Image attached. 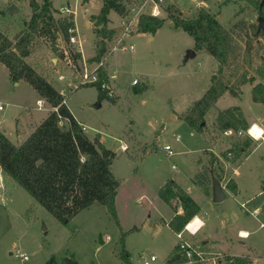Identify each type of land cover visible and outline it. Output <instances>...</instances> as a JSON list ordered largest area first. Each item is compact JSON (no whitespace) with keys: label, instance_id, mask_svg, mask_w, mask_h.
Masks as SVG:
<instances>
[{"label":"rangeland","instance_id":"1","mask_svg":"<svg viewBox=\"0 0 264 264\" xmlns=\"http://www.w3.org/2000/svg\"><path fill=\"white\" fill-rule=\"evenodd\" d=\"M38 1L42 3V0ZM202 1L198 4L195 0H169V4L179 8L184 17L194 16L203 7L216 15L239 40L241 71H247L248 77H255V81L244 84L247 93L241 98L229 91L232 95L228 92L226 99H219L205 116L204 131L199 132L187 122L185 114L210 87V72L216 69L217 60L202 50L186 61L188 50L195 48V41L188 32L174 28L167 12L161 15L166 19L165 24L155 34L134 35L137 29L130 27V37L125 34V26L115 25L122 20L117 12H112L115 27H108L114 28L115 34L106 40L105 56L108 58L103 67L107 70L109 65L117 95L113 90L116 103L104 99L102 104L96 86L80 87L83 85L80 84V73L83 74L86 68L83 54L87 58L96 55L101 26L97 24L95 14L101 11L103 1L54 0L56 19L73 18L75 23L74 13L59 8L66 5L75 11L82 59L72 67L57 56L47 39L38 36L26 60L58 89H65L70 110L87 126L90 138L99 135L108 148L117 152L112 168L121 181L116 197L121 226L100 203L82 210L68 223H61L26 189L10 176L0 173V264H46L53 258L57 264H62L67 253L75 255L78 264H126L123 250L128 252L131 264H145V261L170 264V257L174 255L170 235L166 229L158 230L153 213L151 220L147 214L149 208L152 212L158 207L166 213L174 211L171 202L172 206L162 207L163 203L156 197L162 181L174 176L199 201L200 216L206 221L204 229L195 237L197 240L194 238L195 246L202 245L204 232L219 242L212 243L214 247L208 251L214 252L209 254L223 252L226 246H230L232 252H239L245 241L246 247L252 244L256 248L257 264H264V142L238 165L240 174L235 178L240 184V194L229 190L226 199L217 203L206 195L202 186L191 180L195 159L200 166L214 167L221 173L226 171L227 179L232 178V167L237 162L226 161V158H232L237 152L233 150L234 155L228 152L231 149L228 137L215 146L219 155L202 151L208 147L209 140L222 138L216 117L221 111H217L218 108L223 109L231 102L243 104L251 121L264 125L259 120L264 117V105H255L251 96V86L264 84V36L257 30L262 15L249 0ZM11 4H16L19 12L6 14L5 10ZM31 16L29 0H0V31L10 38L25 27ZM249 41L251 46L247 48ZM131 44L134 49L112 50L115 46ZM246 51L249 55H245ZM53 57H57V61L52 60ZM87 63L90 72L97 62L87 59ZM231 72V68L225 69L224 74L228 76ZM134 78L139 79L137 85L132 83ZM235 81L233 79L232 83ZM143 85L146 89L138 92L137 88ZM243 86L236 91H242ZM33 92L34 88L26 82L19 87L13 86L7 68L0 64V103L6 107L2 113L14 109L12 105H6L10 100L36 105ZM99 102L101 106H98ZM233 132L230 135L236 136L231 141L233 145L250 138V150L261 143L249 135L239 136ZM177 135L181 136L180 140L176 139ZM126 139L130 142L124 151L122 143ZM165 144L173 147L174 155H168L163 149ZM213 155L217 160H213ZM141 196L144 197L141 199ZM254 211L258 215L255 216ZM197 219L189 224L191 229L199 224ZM135 225L141 230L126 232ZM244 229L250 236L242 232L240 235L239 231ZM169 234L173 236V243L179 242L176 235ZM186 236L192 237L188 233ZM17 251L27 254L28 259L16 257ZM152 255L157 257L156 261L151 260ZM224 258L217 256V262L211 264H226Z\"/></svg>","mask_w":264,"mask_h":264},{"label":"trees","instance_id":"2","mask_svg":"<svg viewBox=\"0 0 264 264\" xmlns=\"http://www.w3.org/2000/svg\"><path fill=\"white\" fill-rule=\"evenodd\" d=\"M103 6L97 14V24L101 26L100 40L97 42L96 55L90 62H99L106 55V40L115 34L114 28H109V13L114 10L119 14L126 13L123 0H102ZM264 17V0H249ZM32 16L25 27L17 32L13 39L0 31V62L9 69L13 83L27 81L50 105L53 110L20 145L15 144L0 129V170L10 176L20 186L26 189L40 204H42L58 221L68 223L82 210L95 203L105 205L109 213L121 226L116 207V197L121 184L114 174L112 164L116 152L108 148L97 135L91 139L82 125L75 118L68 105L67 97L58 90L49 79L33 67L26 58L32 51V45L38 36L47 39L52 50L59 58L66 59L60 39L69 43L68 29L75 26L73 18L56 19L53 13V0H29ZM4 13V11H1ZM168 18L175 29L188 32L195 41V50H205L219 63L218 71L212 76L210 87L186 112L185 119L199 132L205 129L206 114L216 105L220 97L227 91L236 92L241 86L255 81L248 77L247 71H241V46L233 33L227 29L206 8H200L194 16L184 17L182 11L174 4L166 7ZM166 19L151 15H141L138 21V33L155 34ZM264 36V25L257 28ZM76 66L82 59L81 52H73L67 47ZM245 55H249L248 51ZM66 61V60H65ZM232 69L227 76L225 69ZM98 81L86 83L80 87L96 86L98 98L116 103V99L108 95L102 88L104 82L109 83L106 68L98 69ZM236 80L232 83V81ZM146 86H139L142 92ZM254 101L264 103V84L258 83L252 89ZM217 123L222 131L248 130L250 125L239 106L221 110L217 115ZM249 145L248 142H246ZM240 154L241 146L234 144L228 151ZM225 158V157H224ZM228 159V158H226ZM213 160L217 158L213 155ZM212 162L214 163V161ZM208 167H203L198 174L197 183L206 185ZM219 177V176H218ZM221 179V177H220ZM229 186L233 187L231 184ZM161 198L170 203L179 194L184 203V214H177L171 222L176 230H182L200 211L199 204L174 181H168L159 192ZM122 257L126 264H131L129 255L123 250ZM170 263H181L183 257H170ZM247 260L240 257L228 258V264H246ZM46 264H57L55 258ZM62 264H78L75 255L67 253Z\"/></svg>","mask_w":264,"mask_h":264},{"label":"crops","instance_id":"3","mask_svg":"<svg viewBox=\"0 0 264 264\" xmlns=\"http://www.w3.org/2000/svg\"><path fill=\"white\" fill-rule=\"evenodd\" d=\"M103 6V5H102ZM53 7L54 8H57L54 6V0H53ZM62 11H67V12H72L74 13V17H75V26H76V14H75V11L73 12V10H70L69 7H67L66 5L65 6H62L61 8ZM20 10V8H19ZM114 10H112L108 17H109V23L108 25L110 27H115V25H122V22L120 21L119 24H115L113 25L112 24V19H111V15H112V12ZM116 13V11H114ZM97 15V14H95ZM117 15L120 16V19H121V15L118 13ZM87 22V20H86ZM132 29L133 30H136L138 28V21H134L133 24H132ZM76 29H77V26H76ZM78 31V30H77ZM139 34H151V33H137L136 31V34L134 33V35H139ZM133 35V36H134ZM129 37H130V34H129ZM153 39V37L151 38ZM195 50V48H193ZM49 51V49H48ZM52 51V50H51ZM196 51V55L198 54V52L202 51V50H195ZM83 53V51H82ZM31 54V53H30ZM95 55V53H94ZM94 55L92 56H89L88 58L87 57H84V54H83V59L84 60H89L90 58H92ZM52 60H55L57 61V57H53L51 58ZM1 65L5 66V64H3L2 62H0ZM218 61H217V64H216V69H214L212 71V73L210 72V76L212 78V76L216 73V71L218 70ZM109 67V65H108ZM107 67V71H108V75H109V78H110V83H109V86L114 90V92L116 93V89H115V86H114V83H113V80H112V77L109 73V69ZM7 68V67H6ZM8 70V73H9V80L11 81L12 85L13 86H21L23 82H26L28 83L27 81L25 80H20L18 82H15L13 83L12 80H11V77H10V72H9V69L7 68ZM196 77V75H195ZM135 79V78H134ZM29 84V83H28ZM190 85V84H189ZM32 86V85H31ZM251 86V85H249ZM33 87V86H32ZM56 87V86H55ZM246 87L247 85H244L243 88H242V91H236L234 92V95L241 98L243 95H245L247 93L246 91ZM57 88V87H56ZM58 89V88H57ZM252 89H253V86H251V96H252ZM60 90V89H58ZM35 92H33V95L36 97V105L32 103H29L27 101H7L6 105L9 104V105H12V110H10L9 112L7 113H2V111H4L6 109L5 105L3 103H0V105H3V109L0 110V129L17 145H20L22 144L32 133L33 131L42 123V121L50 114L51 110H53V108H51L50 106H47L46 104H48L46 102V100L44 98H42L40 96V94L34 89ZM229 91L225 92L221 97L220 99H226L227 97V94H228ZM230 93V92H229ZM232 95V93H230ZM117 95V93H116ZM252 101L255 105H260V104H263L262 102H257V101H254L253 99V96H252ZM1 102V101H0ZM42 103V107L39 106V103ZM104 101H102V104H103ZM67 100H66V104H67ZM230 104V103H228ZM49 105V104H48ZM68 105V104H67ZM232 106H239L245 116V119L247 121V123L252 126L254 123H257L256 121H251V118L250 116L247 114V111L245 109V107L243 106V104H240V103H236V104H233L231 102L230 105H228L227 107L225 108H218L217 111L219 110H224V109H227L229 107H232ZM69 107V106H68ZM70 109V108H69ZM211 111V110H210ZM72 112V111H71ZM208 114V113H207ZM74 115V114H73ZM75 116V115H74ZM173 116V115H172ZM217 117V116H216ZM75 118L79 121V123L82 125L85 133L87 134V126L78 118L75 116ZM174 119H176V115L174 116ZM259 120H261V123L263 122L264 123V117L260 118ZM215 122V121H214ZM259 126L263 127L264 128V125L262 124H259L257 123ZM222 131V130H221ZM234 131V130H233ZM245 131V130H243ZM236 132V131H235ZM234 134V132L232 133ZM230 133H226L224 131H222V138H220L219 140L217 138H214L213 141L212 140H209L208 143V147L203 149L202 151H212L213 153H215L216 155H219L218 154V151L215 150V146H217V144H220L221 142H224V139L226 141V137H228L230 139V147L232 148L233 144H231V141L236 137V136H230L232 135ZM237 134L240 136V135H247L245 133L243 134H240L239 131L237 132ZM88 135V134H87ZM89 136V135H88ZM90 137V136H89ZM225 137V138H224ZM100 140H101V137H100ZM217 140V141H216ZM130 142V139H126L124 140V142L122 143V148L124 151H126V145H128V143ZM246 142L249 143V145L246 144ZM261 143H259L258 145H254L253 147H251V149L249 150L252 142H251V139L250 138H247L246 141H244L242 144H239L241 146V151H240V154L237 156V153L235 156H233L232 158H228L226 161H234V162H237L236 165L234 167H232L233 171H232V178H229L227 179L225 173L226 171H224L223 173H221L222 171H218L216 168H212V167H209L208 169V177L210 178H207V181L205 182L206 185H201L200 183H197V177H198V174L202 171L203 167L200 166L198 163H197V160L195 159V169L193 171V176L191 177V180L193 181V183L195 184H199L200 186L203 187V190L204 192L206 193L207 196L211 197L213 200H214V194H215V190H214V181H213V178L216 177L219 179V181L221 182L222 186H223V189H224V193L226 194V197H227V192L230 190L232 192H238L239 194L241 193V188H240V184L238 183L237 179L235 178L236 175L240 174L239 170H238V165L245 159H247L252 153L253 151L258 147L260 146L264 141H260ZM111 149V148H110ZM113 150V149H112ZM114 151V150H113ZM116 152V151H115ZM211 152V153H212ZM232 155V153H230ZM246 154V155H244ZM234 155V154H233ZM116 156H117V152H116ZM130 157L133 156L132 153H130L129 155ZM116 158V157H115ZM133 158V157H131ZM234 158V159H233ZM114 162V161H113ZM231 162V163H232ZM113 165V164H112ZM0 173H3L5 174L6 176H8L6 173H4L2 170H0ZM219 176V177H218ZM9 177V176H8ZM221 177V179H220ZM170 180H174L180 188H182L183 190H185L188 194H190L194 199L195 201L199 204L200 206V211L199 213L195 216L197 217L198 219H200L201 221H203L204 223V226L199 230L202 231L206 225V221L203 217L200 216V212H201V205L199 203V201H197V199L188 191L185 189V187L182 185L180 179L176 176H174L173 178L171 179H165L164 181H162V185L160 184V188L158 186V191H157V196L158 197L157 199H159L161 201V204L162 207H164V205H171L170 203L166 202L165 200H163L159 194L161 188ZM226 182V183H225ZM229 184H231L233 187L229 186ZM225 185V186H224ZM144 196H141L140 198L142 199ZM225 197V199H226ZM224 199V200H225ZM223 201V200H222ZM221 201V202H222ZM216 202V201H215ZM217 203H220V202H217ZM172 206V205H171ZM91 208V207H90ZM89 208V209H90ZM172 208L174 209L173 212H168L166 213L165 210H161L159 207L157 208L156 211L152 212L151 209L149 208L148 210V214H147V217L148 219H152V213L154 214L155 216V226L158 227V230L160 231H166V233H168L167 235H170L169 237L171 238L170 239V242H172V250H173V254L175 256H177L178 254L180 255V253L178 252V241L173 243V236H171V234L169 233H173V235H176L177 236V231L171 226V222L172 220L174 219V217L177 215L176 211H175V208L172 206ZM257 210V209H256ZM85 211V210H84ZM83 212V211H82ZM80 212V213H82ZM248 212V211H247ZM80 213L78 215H80ZM166 213V214H165ZM180 215L181 214H184V212H181L179 213ZM253 214L256 216L258 215V213L256 211L253 212ZM77 215V216H78ZM120 217V216H119ZM194 217V218H195ZM120 220V219H119ZM154 222V221H153ZM153 222L150 223L149 225L152 226L153 225ZM121 223V222H120ZM141 229L138 227V226H134L132 228H130L128 231L126 232H136V231H140ZM197 232L195 235H190L192 236L191 238L187 237L189 240H191L192 242L194 241V238L196 237V235L199 233ZM241 232L243 235H249V231L248 230H240L239 233L241 235ZM178 238V236H177ZM197 238V237H196ZM195 238V239H196ZM244 238H247L244 236ZM179 240V239H178ZM197 240V239H196ZM103 241V240H102ZM228 244L229 241L226 240ZM214 243L216 245V243H219V242H216L214 240V237L210 236V234L208 232H204L203 234V237H202V245H200V249L204 250L205 252H207L208 254L209 253H212L214 251L209 250V248L211 247H214L212 244ZM242 244L244 245V247L240 248L239 252H232L231 251V248L230 246H226L225 249L223 250V252H219V253H216L215 255H218V256H224L225 258V263L228 264V258H235V257H240V258H244L247 260V264H257L258 263V257H259V254L258 252L256 251V248L252 245V244H249V246L246 247L247 243L244 241L242 242ZM225 245V244H224ZM210 255H214V254H210ZM182 257L181 255L178 257L180 258ZM157 260V259H156ZM155 260V261H156ZM221 263H223V260H220ZM146 262H149V261H145ZM151 263V262H149ZM170 263V261H169ZM171 264V263H170ZM172 264H183L182 262L181 263H172Z\"/></svg>","mask_w":264,"mask_h":264},{"label":"built area","instance_id":"4","mask_svg":"<svg viewBox=\"0 0 264 264\" xmlns=\"http://www.w3.org/2000/svg\"><path fill=\"white\" fill-rule=\"evenodd\" d=\"M8 1V0H6ZM198 4H201L203 1L202 0H195ZM124 6H125V10L126 13H124L123 15H121V22H122V26L126 27V32L125 34H129L130 33V27L132 26L134 21H139V18L141 15H151V16H156V17H161L163 12H166V7L169 4V0H123L122 1ZM68 32L70 34V40H69V48L73 50V52H82V41L80 39L79 33L76 29V26H72L68 29ZM61 42V46L66 54V62L68 64H71L72 67H76L75 62L73 61L72 57H71V53L69 51V49L66 47V45H64L62 42V39H60ZM77 47V48H76ZM128 49H134V45H125V46H115L112 48L113 51H117V50H128ZM108 57H106L105 55L100 59L99 62L96 63V66L93 70H91L90 72L88 71V63L87 60H84L85 62V72L83 74L80 73V84H86V83H92V82H96L98 81L99 77H98V69L103 67L105 65V60ZM79 61V60H78ZM61 79H63V75H60ZM132 83L134 85H137L139 83V79L135 78L133 79ZM76 87H79L78 85ZM102 88L107 90L108 95L111 97H115V94L113 92V89L109 86V83L104 82L102 84ZM60 92L66 96V91L65 89H61ZM39 106L42 107V103H39ZM3 109V105H0V110ZM253 127L254 124L252 126H250V128L248 130H241L239 131L240 134H247L250 137H252L253 139L257 140V141H264V128L263 127H259L260 128V132H254L253 131ZM226 133H233V130H227L225 131ZM181 136L177 135L176 139L180 140ZM163 149L168 153V155H174L175 152L173 150V147L170 144H165L163 146ZM231 155V154H230ZM225 186V185H224ZM171 203L173 205V207L175 208V211L177 214L184 212V203L183 200L181 198V196L179 194L175 195L172 199H171ZM244 206V205H243ZM193 220V219H192ZM191 220V221H192ZM190 221V222H191ZM189 222V223H190ZM189 223L185 225V227L180 230L177 231V236L179 238V242H178V252L180 253V255L184 258V261L182 262L183 264H211V263H215L217 262V256L218 255H210L207 252H205L204 250L198 248L197 246H195L194 242H192L191 240H189L186 237V233L190 234V235H195L197 232H199V230L204 226L203 221L199 222V224L197 225V227L195 228V230L190 229ZM14 255L16 257H19L23 260H27L28 259V255L25 253H22L20 251H17L16 253H14ZM219 257V256H218ZM157 259V257L155 255L151 256V260L155 261ZM145 264H152L149 262H146Z\"/></svg>","mask_w":264,"mask_h":264},{"label":"water","instance_id":"5","mask_svg":"<svg viewBox=\"0 0 264 264\" xmlns=\"http://www.w3.org/2000/svg\"><path fill=\"white\" fill-rule=\"evenodd\" d=\"M16 12H19V7L16 5V4H11L6 10H5V13L6 14H14ZM260 21L262 22L261 25L263 26L264 25V17L263 16H260ZM251 46V42L249 41L247 43V48H249ZM196 55V51L194 49H190L188 50L187 52V55H186V61L191 58V57H194ZM98 106H101V103L99 102L98 103ZM205 124V123H204ZM213 181H214V190H215V194H214V201L216 202H221L222 200L225 199L226 197V194L224 193V189H223V186L221 184V182L219 181L218 178L214 177L213 178ZM180 255L178 254L177 256L175 257H179Z\"/></svg>","mask_w":264,"mask_h":264},{"label":"bare ground","instance_id":"6","mask_svg":"<svg viewBox=\"0 0 264 264\" xmlns=\"http://www.w3.org/2000/svg\"><path fill=\"white\" fill-rule=\"evenodd\" d=\"M259 127H260V126H259L257 123H254L253 131H254V132H260V128H259ZM195 218H197V217H195ZM195 218H193V220H195ZM197 220H198V223L201 222L200 219H197ZM191 222H193V221H191ZM191 222H190V223H191ZM190 223H189V224H190ZM197 225H198V224H197ZM188 227H189V226H188ZM196 227H197V226H196ZM189 228H190V227H189ZM190 229H191V228H190ZM193 230H195V229H193Z\"/></svg>","mask_w":264,"mask_h":264}]
</instances>
